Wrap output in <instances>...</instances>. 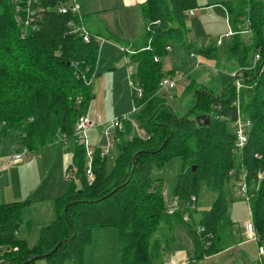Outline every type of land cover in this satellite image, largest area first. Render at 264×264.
I'll list each match as a JSON object with an SVG mask.
<instances>
[{
	"label": "trees",
	"instance_id": "1",
	"mask_svg": "<svg viewBox=\"0 0 264 264\" xmlns=\"http://www.w3.org/2000/svg\"><path fill=\"white\" fill-rule=\"evenodd\" d=\"M14 1L0 0V139L8 130H17L20 145L31 153L73 137L77 118L87 112L93 98L99 44L92 33L86 42L74 31L72 13L55 10L66 0H40L45 12L36 30L17 21ZM222 4L234 32L220 58L239 68L250 66L255 53L260 55L246 80L248 89L240 96L242 115L250 121L244 148L234 149L236 106L232 102L236 96L231 79L216 94L194 88V103L187 116L167 105L176 93L158 91L159 81L175 74L162 70L160 56L174 41L189 46L185 17L197 8L196 0H146L141 6L147 24L143 44L129 55L134 65L132 78L142 90L139 99L131 94L132 103L139 105L133 114L144 134L131 135L130 120L124 131H115L119 140L114 163L108 168L107 156L101 158L95 150L92 181L85 176L84 147L76 143L66 168L68 188L55 199L54 219L40 228L31 246L18 236L21 211L28 201L0 203V253L6 264H37L38 260L42 264H82L92 230L102 227L117 230L119 264H158L162 252L174 242L176 226L185 229L198 261L225 248L224 236L232 222L224 187L230 177L240 182L242 173L251 220L260 236L264 235V66L259 71L264 62V1ZM245 18L252 32L247 42L239 33ZM198 52L219 58L214 47H200ZM198 115H209V122L197 121ZM172 157L181 160L174 196L188 202V207L169 215L162 180L152 173ZM203 185L216 196L200 212L203 231L197 233L190 207ZM193 196L195 201H191ZM185 213L189 221L183 219Z\"/></svg>",
	"mask_w": 264,
	"mask_h": 264
},
{
	"label": "rangeland",
	"instance_id": "2",
	"mask_svg": "<svg viewBox=\"0 0 264 264\" xmlns=\"http://www.w3.org/2000/svg\"><path fill=\"white\" fill-rule=\"evenodd\" d=\"M228 1L235 0H196L197 8L193 9L194 16L187 14L185 17V33L189 46L186 47L174 41L170 45V50L160 56L161 67L164 72L174 71L184 78L178 81L175 90L171 91L177 96L168 98L167 101V105L179 115H185L192 108L194 103L192 91L194 88L203 87L216 94L231 79L230 71L237 69L220 58L226 53L231 41L230 35L225 36L230 32V27L227 23L226 12L222 7V2ZM220 38L222 44L218 45L217 40ZM103 42L98 41L100 45ZM200 47H214L219 58L203 56L198 52ZM123 50L121 45H118L117 48L113 46L108 48L102 55L98 50L99 54L91 86L93 98L88 109L90 116L94 117V122L98 124H93L86 132L88 147H95L98 142L105 145L104 131L110 125V121L129 113L132 125L131 135L142 136L144 134L139 128L134 114H132L133 103L128 77V63H131L129 60L130 53L127 51L125 54ZM188 85L189 88L187 89ZM242 91L240 96H242ZM19 139L17 130H8L5 137L0 139V155L8 153L14 147H20ZM75 141V138L71 137L63 145L70 144V148H72ZM54 147L57 145L45 147L48 150L42 152L41 158H37L36 152H31L28 159L26 158L22 163L14 166L9 165L3 172L0 171V203L12 202V194L14 193L19 196L15 202H24L28 197L31 199L36 197V195H29L31 188L37 182L33 176L41 177L49 172V176L56 175L57 163L52 162L51 154V149ZM115 155L116 149L113 146L107 154L108 168L112 167ZM28 161L30 162L23 166L25 165L23 163ZM180 171L181 160L178 157H172L162 167L156 169L152 176L162 180V194L166 207L177 203L179 209L183 211L188 207L187 203L174 196V188ZM64 179L66 180L65 176ZM238 187L239 183L233 177L229 178L224 187L228 202L227 216L232 222L230 232H233L229 238V243L233 246L208 256L196 264H253L250 255L254 253V243L239 245L241 241L246 239V236L241 232L245 230V223L250 220V216L248 204L241 196ZM215 196L214 191L208 190L204 185L202 186L196 203L190 207V220L195 225L199 224L200 212L210 207ZM45 205L47 204L45 203ZM45 205L33 204L24 207L21 211L22 224L19 229V237L25 239L30 246L37 241L41 226L51 222V219L46 216ZM160 234L161 232L156 233L159 238ZM244 249L247 253L249 252L248 256L244 253ZM85 250L82 264H119L116 230L114 228H95L92 232V242L86 246ZM238 258L241 259V263L237 262ZM36 263L42 264V261L38 260Z\"/></svg>",
	"mask_w": 264,
	"mask_h": 264
},
{
	"label": "crops",
	"instance_id": "3",
	"mask_svg": "<svg viewBox=\"0 0 264 264\" xmlns=\"http://www.w3.org/2000/svg\"><path fill=\"white\" fill-rule=\"evenodd\" d=\"M145 1L146 0H77V3L79 4V7H80V13L82 15L84 25L86 26V28L88 29L90 33L101 38L100 42L104 41L101 45L98 43L99 51L101 55L102 53L104 54V52L108 48H111L112 46L117 48L118 45H121L122 49L124 48L123 51L125 54H127V51H129V53L131 51H135L139 47V45L142 43L143 36L147 28L146 21L143 18V15L141 12V6L145 3ZM222 7L224 8L226 15H227V11L225 7L223 6V4H222ZM190 16H194V10H193V14ZM227 23L229 25L228 16H227ZM240 29H241L239 32L240 35H242L243 38L245 39L246 34L243 32V25L241 26ZM230 32H232V35H233L234 31L231 27H230ZM232 35H230L231 38H232ZM170 48L171 47H169L168 50H170ZM231 67H233V64H231ZM93 120H94V117H93ZM66 142H67V139L65 141L55 142L53 144L47 145V146L57 145V147L60 146L58 148L54 147V149H51L52 150V153H51L52 162L57 163V171L55 172L56 175L53 174L52 176H49V173H50L49 172V173H45V175H42L41 177L33 176V179H35L37 182L34 184L33 188H31L29 195H34V196L36 195V197L32 199L28 197L26 199V201L28 202L24 206V207H27L33 204L44 206L46 203L47 204L45 205L47 209L46 216L48 219H51V221L55 217L54 201L57 197L63 195L66 192L68 185H69V181L66 177V168L71 163L76 142L74 143V145H72V148H70V144L63 145V143H66ZM19 144H20V139H19ZM100 146H104V145L98 142L95 145V147H92V148H97ZM45 147H43L42 150L40 151L38 150L36 152L37 158H41L42 152H45L46 150H48ZM4 154H1V155H4ZM26 158L28 159V157ZM25 159H23V161ZM23 161L12 164L10 166L20 164ZM29 162L30 161L23 163L25 164L23 166H26ZM4 169H6V167L3 168L0 166L1 172H3ZM63 170H64V176L66 180L64 179V176L62 177ZM18 197L19 196L16 193L12 194V199H13L12 202H15V199H18ZM24 207L22 209H24ZM249 216L251 218L250 211H249ZM102 228L106 229V228H114V227H102ZM114 229L116 230V228ZM116 234H117V242H118L117 230H116ZM173 234H174V242L168 247L167 250H164L162 252V257L160 261L158 262V264H196L199 261H202V259H205L206 257H208V256H204L198 261L194 260L192 243H191L190 238L187 236L185 229L183 227L176 226L174 228ZM241 234H244L245 236V230L244 231L242 230ZM232 235H233V232L232 231L230 232V230H228L225 233V236H224L225 248L222 249L221 251L227 249L230 246H233V244L229 243V238ZM18 236H19V233H18ZM91 242H92V234H91ZM91 242L88 245H90ZM249 242L254 243L253 241L247 240L246 238L244 241H241L239 245L242 246ZM85 251L86 250L84 249V254H85ZM244 253L246 254V256H248L249 252L247 253V251L244 249ZM251 255H250V258L252 259L253 264H256V244L255 243H254V253ZM240 256H242V254H240ZM237 262L241 263V259L238 258ZM69 263L74 264L73 262H69Z\"/></svg>",
	"mask_w": 264,
	"mask_h": 264
},
{
	"label": "built area",
	"instance_id": "4",
	"mask_svg": "<svg viewBox=\"0 0 264 264\" xmlns=\"http://www.w3.org/2000/svg\"><path fill=\"white\" fill-rule=\"evenodd\" d=\"M15 2V11H16V18L19 23H21L25 28H30L31 30H36L39 25V21L42 20L43 14L45 12V9L40 5V0H23V1H14ZM55 10L59 13H72L76 17V23H71L74 27V31L78 32L84 41L88 42L93 36L88 31L86 26L84 25L82 15L80 13V7L77 3V0H66L65 3H58L55 7ZM192 15L193 10H189L186 12V15ZM243 32L246 34V37L244 39L245 42H247L251 36L252 32L250 29V22L248 18L244 19L243 22ZM232 35V32L227 33L225 36ZM96 41L101 40L100 37L94 36L93 37ZM217 44H222L221 38L217 40ZM169 49V47L167 48ZM131 51L130 53H132ZM260 60V55L258 53H255L252 57V61L250 66H244L239 67L237 69H234L230 71L229 76L231 78V83L234 86L235 91V99L232 102L233 105L236 106V118L232 123L233 126V133H234V149L236 151H240L244 148V146L247 143L248 139V129L250 126V121L246 119L241 112V104H240V92L243 89H246L248 87V84L246 83L247 78L249 77V72L254 70L258 62ZM264 66V62L259 66V71ZM128 77H129V84H130V90L131 94L133 95L134 99H139L142 97V90L140 87L137 86V84L134 82L132 78V72L134 71V66L132 63H128ZM183 76L180 74H173L167 75L163 77L158 84V91L159 92H171L175 90L176 84L178 81H181ZM139 108V105L136 103H133L132 108V114L135 113ZM218 118V116H215ZM130 120V113L126 114L124 116H119L114 120L110 121V125L108 128L104 131V136L106 138V143L104 146H100L97 148H91L88 147L86 132L90 129L93 124L95 123L92 116H90V113L85 112L84 114H81L74 126V133L73 137L75 138V142L82 145L85 150V176L88 179V181H92L94 174L92 172V161L94 157L95 150H98V154L101 158H104L109 153L110 149L115 146V143L119 140L115 136V131L122 132L125 129V124L127 121ZM65 138H62L61 141H65ZM29 150L21 146L20 147H14L12 148L8 153L4 155H0V166L5 168L9 165L19 163L23 161L26 157L29 155ZM257 157V155H255ZM68 177H72V173L68 174ZM239 183L238 190L241 193V196L248 204V188L245 183V174H241V180ZM177 198V197H176ZM195 197H191V201H195ZM188 205V202H186ZM249 208V206H248ZM178 211H181L178 207L177 203H173L171 206L167 207L166 212L167 214L171 215ZM250 211V210H249ZM183 219L185 221H189L188 214L183 215ZM264 221V220H263ZM194 228L197 233H201L203 231V228L198 224L194 225ZM245 236L247 240L253 241L256 244V264H264V235L261 237L258 233L253 221L248 220L245 223ZM0 264H6L4 262V258L2 257L0 253Z\"/></svg>",
	"mask_w": 264,
	"mask_h": 264
},
{
	"label": "water",
	"instance_id": "5",
	"mask_svg": "<svg viewBox=\"0 0 264 264\" xmlns=\"http://www.w3.org/2000/svg\"><path fill=\"white\" fill-rule=\"evenodd\" d=\"M170 108V107H169ZM171 109V108H170ZM191 110V109H190ZM189 112L190 111H188L186 114H185V116H187L188 114H189ZM195 119L197 120V121H202L203 123H205V124H207L208 122H209V120H210V116L209 115H198V116H196L195 117ZM135 161H136V157H134V159H133V163H135ZM195 167H194V165L192 166V170L194 169ZM79 192H81V190H79Z\"/></svg>",
	"mask_w": 264,
	"mask_h": 264
}]
</instances>
